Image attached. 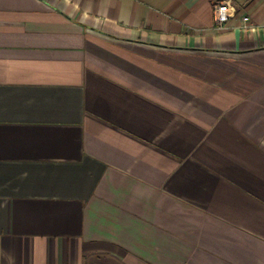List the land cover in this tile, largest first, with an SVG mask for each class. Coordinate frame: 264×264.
Listing matches in <instances>:
<instances>
[{
	"label": "crops",
	"instance_id": "crops-1",
	"mask_svg": "<svg viewBox=\"0 0 264 264\" xmlns=\"http://www.w3.org/2000/svg\"><path fill=\"white\" fill-rule=\"evenodd\" d=\"M0 264H264V0H0Z\"/></svg>",
	"mask_w": 264,
	"mask_h": 264
},
{
	"label": "built area",
	"instance_id": "built-area-1",
	"mask_svg": "<svg viewBox=\"0 0 264 264\" xmlns=\"http://www.w3.org/2000/svg\"><path fill=\"white\" fill-rule=\"evenodd\" d=\"M214 13L216 21L223 27L232 17V9L228 1H220L214 5ZM245 22L249 17L243 18Z\"/></svg>",
	"mask_w": 264,
	"mask_h": 264
}]
</instances>
